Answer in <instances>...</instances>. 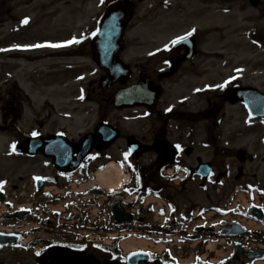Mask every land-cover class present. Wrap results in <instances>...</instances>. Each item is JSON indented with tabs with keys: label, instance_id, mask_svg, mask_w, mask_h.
I'll return each instance as SVG.
<instances>
[{
	"label": "flooded vegetation",
	"instance_id": "1",
	"mask_svg": "<svg viewBox=\"0 0 264 264\" xmlns=\"http://www.w3.org/2000/svg\"><path fill=\"white\" fill-rule=\"evenodd\" d=\"M129 1L132 9L128 26L133 34L128 39L131 51L128 86L141 85L145 91L143 103L150 107L130 110L134 114L126 122L136 128L134 133L127 134L121 130V121H124L121 118L112 120L110 116L105 117V105L112 104L114 93L122 86L116 84L109 89H100L98 81L104 73L99 71V76L84 83L80 75L73 77V71H77L75 68L85 70L87 66L82 62H70L51 68L41 78L37 76L39 83L50 80L53 84L58 75L64 74L68 80L80 82L76 88L84 95L76 104L90 100L97 103L98 122L91 129L85 128L73 136L72 118L60 116L54 117L50 123V118L42 122L38 117L41 110L32 109L31 103L26 107L31 112L28 110L27 113L22 90L16 80L11 79L8 66L2 67L0 126L7 143L0 156V182H3L0 190V234L4 236L6 246L0 248V264H40L42 255L53 249L78 254L91 264H229L232 259L237 264L256 263L244 256V253L259 252L253 245L263 239L256 233L239 236L244 253L234 256L233 247L232 255L224 261L212 260L209 254L200 256L202 246L191 259L183 250L176 254L133 256L136 251H123L117 239L110 248L88 242L90 207H96L98 213L97 222L91 228L104 241L106 234L99 215L104 213L106 203L120 199L131 212L136 208L137 193H164L169 190L166 186L171 187L161 178L163 170L160 167L164 158L158 160V153L149 151L141 156L147 164L138 166L135 171L137 182H131L115 196L106 198L104 189L97 183L96 173L103 167L113 147L117 154L128 152V138L150 147L163 142V146L168 148L170 144L174 148L172 164L178 173L185 172L186 179L180 183L182 192L179 194L185 195V188L194 186L203 198L201 217L207 216L204 212L208 208L214 210L213 216L218 217L212 223L219 224V231L214 234L213 229L205 231L202 228L199 234L214 235L216 240L217 235L227 236L228 232L235 233L243 227L248 221L249 211L236 210L233 205H257L264 220V0ZM112 2L103 0L101 3L98 0L97 8L102 15ZM6 8L8 10L4 14L7 19L17 22L15 16L10 19L12 7ZM70 14L76 19L82 11L76 8ZM219 17L224 18L223 28L217 25ZM87 28L84 27L85 30ZM192 29H195L194 34L182 41L181 46L172 45L171 41ZM225 31L236 48L254 50L245 65H239L241 68H229L231 59L225 60L223 54L217 53L216 40L222 42ZM9 32L3 44L6 48L18 39L12 38L14 29L12 35ZM72 39H60L61 43H67L63 48H44L38 50L40 54L35 57L41 61L57 55L64 60L90 58L93 61L90 51L92 32H81L75 38L79 43L69 44ZM166 46L168 50H164ZM56 51L67 54H56ZM2 57L17 59L19 56L14 51ZM65 82L61 87L70 91L72 87L69 89ZM221 84L225 87H218ZM172 91L171 99L175 97L176 101L168 107L167 93ZM154 93L159 95L156 103ZM43 106L52 109L47 102ZM139 110L143 111L140 116L137 114ZM26 114L32 117L29 119ZM106 120L125 134L118 140L123 144L116 142L105 149L98 138L93 137L90 149L85 152L80 146L82 139L93 135L96 125ZM225 123L231 127L226 132L222 128ZM33 132L37 133L35 137ZM28 140L37 143L34 149H26ZM13 144L16 145L15 151L11 147ZM202 165L206 166L204 172ZM199 170L209 175L206 182L200 176H193L195 173L198 175ZM35 177L41 179L36 180ZM165 197L168 201V193ZM171 200H175L174 196ZM146 217L150 221L151 232L166 234V225L152 223V211L146 214L145 220ZM169 219L177 224L175 213ZM262 226L264 228V222ZM116 231L119 233L118 227L109 232L117 236ZM204 240L201 239L200 243Z\"/></svg>",
	"mask_w": 264,
	"mask_h": 264
},
{
	"label": "rangeland",
	"instance_id": "2",
	"mask_svg": "<svg viewBox=\"0 0 264 264\" xmlns=\"http://www.w3.org/2000/svg\"><path fill=\"white\" fill-rule=\"evenodd\" d=\"M43 2L44 1L42 0L41 2L36 1V0H0V9L2 8V6H5V7L10 6L13 9H15L14 7L19 6L16 9V11L19 10L18 13H20L16 15L17 17L19 18L24 17V16L31 17L32 16L31 10L32 11L35 10L34 12L38 11V6L42 5ZM50 4H52L51 8L44 7V9L42 8V11H38V13L36 14L38 16L40 15L41 19L39 18V20L41 22L33 23L30 26L26 27L24 29L25 31L24 36H21L24 39L20 37L17 40H22L24 41L25 45H30L31 43L29 42L33 40L32 38H36V37H40V38L53 37V39L65 37V36H68V34L71 31H73L74 28H76L75 27L76 25H74L75 23L78 22L77 26L81 25L80 20H77V21L74 20V22L71 24V22L68 21L69 19L67 18L63 10L64 6L71 7L74 5H79L80 0H52V3ZM94 5H95L94 1L89 0L88 5H87V11L90 17L92 15H95L96 17V9ZM51 12L53 14H51ZM61 12L63 13L61 14ZM15 13L11 12L10 19L15 16ZM217 21H218L217 25L220 26V28H223L224 18L219 17ZM12 24L13 22H10L8 21L7 18L2 17V12H1L0 13V40L2 38L3 31H7L9 28H11ZM6 28L7 30H5ZM223 35H224L223 36L224 40L220 42V40L217 39L215 44H216L217 53L223 54L225 56L224 58L225 60L232 58V56L237 57V58L239 57L240 59L245 58L249 53L254 51L249 47H246V48L245 47H240V48L234 47L232 41H230L231 38L228 37L229 35L226 33V31L223 33ZM1 44H4V42L0 41V46ZM25 51L30 52V49L29 50L27 49ZM35 53L37 52L28 53L30 55L26 54L27 56H23V54H18L19 57L17 59L7 60L6 58H3V57L0 59V71L2 69V65H10V67H7V69H9L10 72H12V75L14 76L13 79H17L18 85H20L19 87L23 91L22 96L24 97V104H23L24 108L26 109V107H28V104L31 103V105L33 106L32 109H35V111L41 110V113L38 117L42 119V122L45 119L50 118L48 123H50L51 120L54 119V117L58 116L59 114H68L72 112L73 117H74V125H73V131H72L73 136H75L76 133L79 131H82V130L84 131L85 128L91 129L95 125L97 118H98V106L96 102H93L91 100H90L91 102H87L79 106L75 105L74 100L76 97V85H79V83L68 80L67 76L62 74L60 78V82L58 81V85L61 82H64L66 80L65 84L68 85V88L71 89L72 87V93L68 94V91H67L68 89L61 87L62 84L60 86H58L57 84L52 85L50 80H48L46 83H43V82L36 83L35 81L36 79L35 74H37V76L41 78L40 76L46 75L45 73L50 72L51 68H55V67L57 68L64 64L68 65L70 62L72 63L82 62L83 65H86L87 68L85 70L78 68L76 69L77 71H73V77L79 73H82V75L88 76V80L90 81L93 78L91 72L92 70L94 71V67L90 63L89 59L88 60H78V61L75 59H71V60L65 59L64 60L63 57L60 58L57 55L56 58L41 61V60H38L37 57H35L37 56V54H40V53H37V54ZM58 54H67V52L66 53L59 52ZM33 58L34 59L36 58V59L34 60ZM123 59L125 60L126 63L130 61V51L126 55L125 54L123 55ZM247 60L248 59L246 58L244 61L241 62V64H244ZM247 64L248 63H246V65ZM231 65L232 66L229 68H233V67L237 68V65L239 66L240 63L236 65L232 63ZM23 80H25V82H23ZM44 85L47 88H44L43 87ZM1 86H3V84H2V79L0 75V96L2 95ZM62 90H65L66 92ZM54 92H56L58 96H55ZM167 95H168L167 105H170L176 99L175 97L171 99L173 97V91L167 93ZM71 99L73 100V104H69ZM44 100L53 102V105L55 108H53V110H49L48 108L44 107L43 106ZM76 107H78L79 109L74 110ZM105 108L107 109V111L110 110V107L107 104L105 105ZM28 110L29 112H31L30 109ZM28 110L26 109L27 113H28ZM107 111L106 112L103 111V112L107 113V115L110 116V119L112 120L118 119V118H126L127 116H130V114H132L131 112H127V113L114 112V113L109 114ZM30 114H26L28 115L29 119L32 117V115ZM121 123L122 124L120 126L123 130H126L128 133H134V129H136L135 127H132L129 123H126V122L124 123L123 121ZM222 128L224 132H226L231 127L226 126V123H225L224 126H222ZM4 139H5L4 135L0 133V153L3 148V144L6 143ZM119 143L122 144V142H119ZM112 151H113L112 155L117 156L115 148H113ZM117 158H119V156H117L116 159ZM117 160L109 159V161H106V162L114 161L115 163H117L118 162ZM145 163L146 161H142V160L140 161V164H145ZM167 193L169 197H172L173 195L176 196V193H174L173 191H167ZM196 195H199V193L198 192L192 193V195H190L191 200L203 202L202 196L197 197ZM185 197L186 195H183V196L181 195L180 197L176 196L175 200L177 201V199L179 200V198H185ZM170 242L173 243V241H170ZM191 245L192 244H188V247L184 246L183 248L185 249L184 251L188 253V256H191L195 252V245L194 244L192 246ZM228 250L222 251L220 248H217L214 254H212V257L216 260L221 259L228 255L229 253ZM203 253L205 252L203 251ZM0 262H1V255H0Z\"/></svg>",
	"mask_w": 264,
	"mask_h": 264
},
{
	"label": "water",
	"instance_id": "3",
	"mask_svg": "<svg viewBox=\"0 0 264 264\" xmlns=\"http://www.w3.org/2000/svg\"><path fill=\"white\" fill-rule=\"evenodd\" d=\"M128 5L126 3L114 6L109 15L100 26L99 33L93 42V51L96 56L97 64L106 69L111 79L109 84L114 83L119 78H126L127 71L116 61L122 50L121 36L124 30V21L128 18ZM131 90L127 89L117 93L115 96V107L121 109L132 106L129 103ZM115 138L114 133H109L108 141ZM159 148V146L157 147ZM140 150H146L145 148ZM113 213L116 222H130L131 216L125 214L119 208V203L113 204ZM239 247V246H238ZM239 251V249H238ZM248 258H251L248 256ZM42 264H89L87 260H82L80 256L65 252L47 253L42 260Z\"/></svg>",
	"mask_w": 264,
	"mask_h": 264
},
{
	"label": "bare ground",
	"instance_id": "4",
	"mask_svg": "<svg viewBox=\"0 0 264 264\" xmlns=\"http://www.w3.org/2000/svg\"><path fill=\"white\" fill-rule=\"evenodd\" d=\"M127 179V176L121 172L120 167L113 162H109L104 171L98 174V182L104 185L110 192L118 190ZM122 246L125 250L145 249L148 243L146 241L131 239L124 242ZM213 248V246H210L208 249L212 250ZM157 250L161 251L162 247H158Z\"/></svg>",
	"mask_w": 264,
	"mask_h": 264
},
{
	"label": "snow or ice",
	"instance_id": "5",
	"mask_svg": "<svg viewBox=\"0 0 264 264\" xmlns=\"http://www.w3.org/2000/svg\"><path fill=\"white\" fill-rule=\"evenodd\" d=\"M101 3H103V0H101ZM165 3H167V0H165ZM29 21L27 18H25L23 21H21L22 24H27ZM195 32V29H192L191 31H189L188 33H186L184 36L178 37L177 39L171 41L172 45H176L178 43H181L182 41H185L188 39V37L192 36ZM69 44L71 43H79L78 40H76L75 38H73L71 41L68 42ZM253 43H256V41H253ZM65 45H60V44H50V45H35L34 47L40 48V47H51V48H59V47H63ZM164 50H168L167 46L165 47ZM241 71V70H238ZM218 87L223 88L225 87L224 84L218 85ZM199 91V89L197 90ZM168 111H171V109H168ZM33 137H35L37 135V133L33 132L32 133ZM12 150L15 151L16 145L13 144L12 146ZM34 179L36 180H40V177H35ZM3 189V182H0V190ZM36 255H39V253H36Z\"/></svg>",
	"mask_w": 264,
	"mask_h": 264
}]
</instances>
